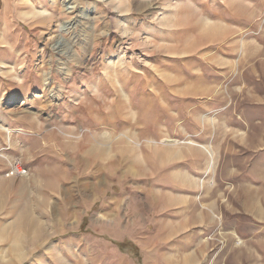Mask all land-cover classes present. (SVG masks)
I'll return each mask as SVG.
<instances>
[{"label":"rangeland","instance_id":"1","mask_svg":"<svg viewBox=\"0 0 264 264\" xmlns=\"http://www.w3.org/2000/svg\"><path fill=\"white\" fill-rule=\"evenodd\" d=\"M68 2L0 0V262L264 264V0Z\"/></svg>","mask_w":264,"mask_h":264},{"label":"bare ground","instance_id":"2","mask_svg":"<svg viewBox=\"0 0 264 264\" xmlns=\"http://www.w3.org/2000/svg\"><path fill=\"white\" fill-rule=\"evenodd\" d=\"M69 2H71V0H69ZM69 2H68L67 4H69ZM69 5H71V4H69ZM66 10H69V11L72 10V11H73V10H74V6H67V7H66ZM71 13H73V12H71ZM46 81H48V78H46ZM210 154H211V152H210ZM211 155H212V154H211ZM83 162H84V161H83ZM209 166H211V164H210ZM15 173L20 174V175L23 174V172L21 171V169L18 170V168L15 169ZM185 178H186V177H185ZM203 184H204V183H203ZM34 203H35V202H34ZM26 204H27V202H26ZM28 205H29V203H28ZM37 205H38V204H37ZM28 208H29V207H28ZM28 208H27V209H28ZM28 210H29V209H28ZM30 210H32V209H30ZM30 212H31V211H30ZM17 214H18V213H17ZM35 221H36V220H35ZM22 222H23V221H22ZM15 224H16V223H15ZM36 224H37V223H36ZM45 224H46V223H45ZM16 226H17V224H16ZM34 226H36V225H34ZM43 226H44V225H43ZM14 227H15V226H14ZM14 227H13V228H14ZM20 228H21V227H20ZM17 229H18V228H16L15 230H17ZM45 229H46V226H45ZM28 230H31V231L33 230V231H34L35 228L31 225V226L28 228ZM2 231H3V230H2ZM17 231H18V230H17ZM21 231H22V230H21ZM33 231H32V232H33ZM11 232H12V231H11ZM15 232H16V231H15ZM0 233H1V232H0ZM3 233H4V231H3ZM3 233H2V234H3ZM44 233H45V232L41 233V238H40V233H36V234H35V238H34V239H35V242H36L35 244H37V243L39 242V240L42 239V235H44ZM2 234H1V235H2ZM31 234H32V233H31ZM19 235H21V234H19ZM21 236H22V235H21ZM23 236H24V235H23ZM28 237H29V236H28ZM30 237H31V236H30ZM7 238H8V237H7ZM16 238H18V237H16ZM16 238H15V239H16ZM24 238H25V237H24ZM20 239H21V238H19L18 241L21 243L22 239H21V240H20ZM30 239L33 240L32 238H30ZM16 241H17V240H16ZM26 241H27V240H26ZM30 242H31V241H30ZM13 243H14V242H13ZM20 243H19V244H20ZM33 244H34V243H33ZM12 245H13V244H12ZM19 246H20V245H16V244H15L14 247L12 246L13 249L10 248V249H11V252H12L15 256H17V257H18L17 253L20 252V251H22L21 248H20ZM32 246H33V245H32ZM10 247H11V246H10ZM35 249H36V248H35ZM22 253H23V252H22ZM18 254H19V253H18ZM20 258H21V257H20ZM23 258H24V257H23ZM23 258H22V259H23ZM189 258H190V257H189ZM18 259H19V258H18ZM190 259H191V258H190ZM190 259H188V260H190ZM7 263H8V262H7ZM7 263H2V262H0V264H7ZM8 264H13V263L10 262V263H8Z\"/></svg>","mask_w":264,"mask_h":264},{"label":"crops","instance_id":"3","mask_svg":"<svg viewBox=\"0 0 264 264\" xmlns=\"http://www.w3.org/2000/svg\"><path fill=\"white\" fill-rule=\"evenodd\" d=\"M179 189H181V187H178V188H177V190H179ZM173 195H174L173 192H167V197H168V198H171V199H172V198H173ZM201 215L204 217L203 214H201ZM207 220L210 222L212 219H208V218H207V219H203V218H201V221H207ZM185 231H186V228H185L184 230L180 231V232L175 233V235H176V236H179V235L183 234ZM173 235H174L173 232H169V231H167V232L163 235V238L167 239V238H169V237H171V236H173ZM165 239H164V240H165ZM187 258H188V256H185V259H187Z\"/></svg>","mask_w":264,"mask_h":264},{"label":"built area","instance_id":"4","mask_svg":"<svg viewBox=\"0 0 264 264\" xmlns=\"http://www.w3.org/2000/svg\"><path fill=\"white\" fill-rule=\"evenodd\" d=\"M18 170H20V168H18ZM22 172H23V174H21V175H27L28 173L25 171V170H21ZM18 175H20V174H18Z\"/></svg>","mask_w":264,"mask_h":264}]
</instances>
